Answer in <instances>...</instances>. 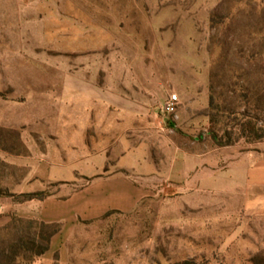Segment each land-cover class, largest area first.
I'll use <instances>...</instances> for the list:
<instances>
[{
	"label": "rangeland",
	"instance_id": "rangeland-1",
	"mask_svg": "<svg viewBox=\"0 0 264 264\" xmlns=\"http://www.w3.org/2000/svg\"><path fill=\"white\" fill-rule=\"evenodd\" d=\"M247 121L264 127V0H0V190L52 192L47 167L72 181L100 166L82 156L127 141L171 159L167 144L220 148L213 130L234 157L264 154ZM212 159L214 177L177 160L132 212L80 224L67 264H253L264 214L245 210L244 161Z\"/></svg>",
	"mask_w": 264,
	"mask_h": 264
},
{
	"label": "crops",
	"instance_id": "crops-1",
	"mask_svg": "<svg viewBox=\"0 0 264 264\" xmlns=\"http://www.w3.org/2000/svg\"><path fill=\"white\" fill-rule=\"evenodd\" d=\"M123 145L118 143L114 146H101L102 148L98 147L82 156L86 168L90 165L89 162L92 165L97 160L100 166L97 165L95 171L89 173L85 172V169L76 170V177L72 181L50 179L48 175L50 167H47L45 173H41L42 177L49 182H57L58 185L51 195L44 199L17 203L10 197H1L0 213L3 216L0 217V227L7 224L13 214L39 219L46 223H59L61 225L59 233L52 237L48 251L38 261L50 264L57 256L61 264H67L66 242L76 227L100 219L109 212L122 214L132 212L149 195V185L153 182V178L161 174L160 168L170 166L169 175H172L177 160L182 162V177L198 173L199 179L204 175L202 168L213 167L211 163L213 153L228 155L231 162L241 159L244 161V164L238 168L241 167L244 172L246 187L249 191L253 190V193L244 196L245 210L253 215L264 214V154L259 152V149L238 153L234 157L232 146L204 151L199 144L190 146L191 149L177 144H167L163 147V151L172 150V158L165 156L167 158L163 159V154L162 157L154 156L153 146H137L130 141ZM46 155V153L42 154V158L38 161L39 165L46 160ZM94 155L98 157L97 160L93 158ZM215 164V167L221 168L218 172H225L232 163L227 165L226 161L222 162L218 158ZM34 167L36 172L39 166ZM59 168L63 166L60 165ZM209 170L213 171L212 168ZM218 172L209 173L207 176L214 177ZM36 191L40 190L28 189L25 192L22 189L19 194Z\"/></svg>",
	"mask_w": 264,
	"mask_h": 264
},
{
	"label": "trees",
	"instance_id": "trees-1",
	"mask_svg": "<svg viewBox=\"0 0 264 264\" xmlns=\"http://www.w3.org/2000/svg\"><path fill=\"white\" fill-rule=\"evenodd\" d=\"M245 130L250 131L253 140L264 139V127L256 130L251 121L243 124ZM244 130V132H245ZM210 139L215 147H225L232 144V140H223L215 131L209 132ZM51 195L50 191L41 190L28 193H12L7 188L0 190L1 197H10L14 202L23 203L33 199H44ZM111 213L109 212L104 216ZM103 216V217H104ZM59 223H46L39 219L25 218L13 214L10 221L0 227V264H33L49 249L51 239L59 233ZM253 264H264V253L252 258ZM52 264H61L55 256ZM177 264H191L183 261Z\"/></svg>",
	"mask_w": 264,
	"mask_h": 264
},
{
	"label": "built area",
	"instance_id": "built-area-1",
	"mask_svg": "<svg viewBox=\"0 0 264 264\" xmlns=\"http://www.w3.org/2000/svg\"><path fill=\"white\" fill-rule=\"evenodd\" d=\"M178 103H179V98L176 94L169 95L163 104V108H162L163 113L174 115L176 113Z\"/></svg>",
	"mask_w": 264,
	"mask_h": 264
}]
</instances>
